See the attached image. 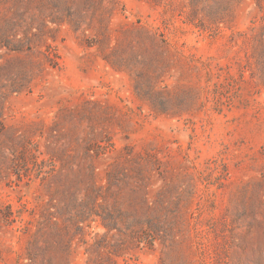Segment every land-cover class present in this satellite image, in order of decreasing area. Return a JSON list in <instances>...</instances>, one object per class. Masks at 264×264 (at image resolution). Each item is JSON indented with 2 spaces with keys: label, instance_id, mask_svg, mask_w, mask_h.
Segmentation results:
<instances>
[{
  "label": "rangeland",
  "instance_id": "rangeland-1",
  "mask_svg": "<svg viewBox=\"0 0 264 264\" xmlns=\"http://www.w3.org/2000/svg\"><path fill=\"white\" fill-rule=\"evenodd\" d=\"M235 1L204 32L0 0V264H264V0Z\"/></svg>",
  "mask_w": 264,
  "mask_h": 264
},
{
  "label": "trees",
  "instance_id": "trees-1",
  "mask_svg": "<svg viewBox=\"0 0 264 264\" xmlns=\"http://www.w3.org/2000/svg\"><path fill=\"white\" fill-rule=\"evenodd\" d=\"M155 6L164 7L165 12L169 10L166 9L168 0H149ZM184 9L185 19L192 24L196 29L204 32H215L221 29L230 28L234 23V13H235V0H175ZM94 207L92 199L89 200ZM95 208V207H94ZM108 232H111L115 227H104ZM153 236L144 239L140 235L135 233L134 244L140 246L143 243H148V247L151 249L154 244L158 241V230H152ZM131 237V236H129ZM118 246L112 247L115 251Z\"/></svg>",
  "mask_w": 264,
  "mask_h": 264
}]
</instances>
